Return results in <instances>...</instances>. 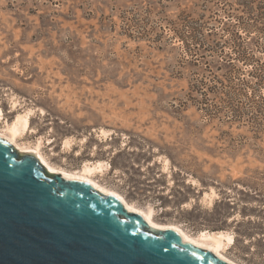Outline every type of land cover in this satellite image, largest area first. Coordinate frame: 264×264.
Listing matches in <instances>:
<instances>
[{
    "label": "rangeland",
    "instance_id": "374dc122",
    "mask_svg": "<svg viewBox=\"0 0 264 264\" xmlns=\"http://www.w3.org/2000/svg\"><path fill=\"white\" fill-rule=\"evenodd\" d=\"M0 109H32L19 143L56 166L107 162L156 221L264 264V0H0Z\"/></svg>",
    "mask_w": 264,
    "mask_h": 264
},
{
    "label": "water",
    "instance_id": "95a60500",
    "mask_svg": "<svg viewBox=\"0 0 264 264\" xmlns=\"http://www.w3.org/2000/svg\"><path fill=\"white\" fill-rule=\"evenodd\" d=\"M0 264H238L0 137Z\"/></svg>",
    "mask_w": 264,
    "mask_h": 264
},
{
    "label": "bare ground",
    "instance_id": "6f19581e",
    "mask_svg": "<svg viewBox=\"0 0 264 264\" xmlns=\"http://www.w3.org/2000/svg\"><path fill=\"white\" fill-rule=\"evenodd\" d=\"M13 107L16 108L17 102L12 103ZM33 115L32 109H26L21 113H17L14 118L9 122L3 115V112L0 109V124L3 123V126H0V137L5 138L8 140L18 151H25V152H39L43 158L48 162V164L52 167L55 172L65 174L68 176H72L75 178L82 179L87 181L95 186H98L102 189H105L111 193H114L120 197H123L126 201H128L121 193L116 191L115 189L108 187L100 183L95 176L97 175H105L108 173L109 165L107 162L104 161H95L93 163H84L78 170H66L63 167L56 166L53 164L48 158H46L41 152V140H38L33 145H28L25 143H19L21 137L27 133L30 127V119ZM29 132V131H28ZM101 136H106L107 131L102 129L100 131ZM73 140L67 138L63 142V149L64 152H68L73 145ZM215 192H211L208 194V199L211 202L213 200V196ZM207 197V196H206ZM133 207H135L140 213H142L148 220H150L155 226L161 228H172L176 230L178 233H182L185 235L193 236L200 240L201 242L205 243L206 245L210 246L211 248L215 249L219 253L223 254L224 256L228 257L229 259L240 263L227 255V250H229L235 244L234 235L227 231H218V232H210V231H200L196 234H191L182 228L178 224L174 223H161L154 219L155 216V209L152 205H148L146 207H141L136 205L133 202L128 201Z\"/></svg>",
    "mask_w": 264,
    "mask_h": 264
}]
</instances>
